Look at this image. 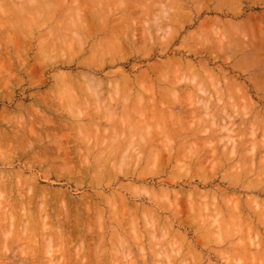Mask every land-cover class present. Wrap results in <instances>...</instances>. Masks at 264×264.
<instances>
[{
  "label": "rangeland",
  "instance_id": "374dc122",
  "mask_svg": "<svg viewBox=\"0 0 264 264\" xmlns=\"http://www.w3.org/2000/svg\"><path fill=\"white\" fill-rule=\"evenodd\" d=\"M0 264H264V0H0Z\"/></svg>",
  "mask_w": 264,
  "mask_h": 264
},
{
  "label": "bare ground",
  "instance_id": "6f19581e",
  "mask_svg": "<svg viewBox=\"0 0 264 264\" xmlns=\"http://www.w3.org/2000/svg\"><path fill=\"white\" fill-rule=\"evenodd\" d=\"M185 4V3H184ZM145 6V5H144ZM169 8V7H168ZM69 12V11H68ZM188 16V15H187ZM114 20V19H113ZM125 21H126V19H125ZM229 22V21H228ZM83 23V22H82ZM93 24V23H92ZM99 24V23H98ZM75 28V27H74ZM70 34V33H69ZM70 36V35H69ZM134 37V36H133ZM229 37V36H228ZM117 38V37H116ZM255 38V37H254ZM260 38V37H259ZM234 40V39H233ZM257 40V39H256ZM121 41V40H120ZM231 41H232V39H231ZM120 43V42H119ZM231 43V42H230ZM58 46V45H57ZM83 49V48H82ZM81 50V49H80ZM96 51V50H95ZM44 53V52H43ZM103 57V56H102ZM121 60V59H120ZM238 64V63H237ZM167 67V66H166ZM163 69V68H162ZM192 69V68H191ZM82 73V72H81ZM165 73V72H164ZM69 75V74H68ZM163 76V75H162ZM126 77V76H125ZM149 78V77H148ZM158 79V78H157ZM190 80V79H189ZM61 82V81H60ZM93 84H94V82H92ZM116 84V83H115ZM129 84V83H128ZM141 84V83H140ZM138 85V84H137ZM88 86V85H87ZM88 88H89V86H88ZM100 88V87H99ZM151 88V87H150ZM154 88V87H153ZM81 89V88H80ZM118 91V90H117ZM161 93V92H160ZM152 96H153V94H152ZM162 97V96H161ZM175 97V96H174ZM97 98V97H96ZM148 98V97H147ZM162 102V101H161ZM178 102V101H177ZM90 103V102H89ZM179 104V103H178ZM22 106V105H21ZM171 119V118H170ZM125 122V121H124ZM175 123V122H174ZM176 124V123H175ZM179 125V124H178ZM179 128V127H178ZM227 128V127H226ZM19 129V128H18ZM225 129V128H224ZM253 145V144H252ZM146 147V146H145ZM204 147H206V146H204ZM172 148V147H171ZM50 149V148H49ZM173 149V148H172ZM195 151V150H194ZM190 154V153H189ZM39 156V155H38ZM167 156V155H166ZM189 156V155H188ZM212 157V156H211ZM233 158V157H232ZM139 159V158H138ZM190 159V158H189ZM204 159V158H203ZM209 159V158H208ZM190 161V160H189ZM202 161V160H201ZM148 162V161H147ZM168 162V161H167ZM196 162V161H195ZM186 163V162H185ZM200 163V162H199ZM220 163V162H219ZM139 164V163H138ZM196 165V164H195ZM215 165V164H214ZM202 167V166H201ZM134 168V167H133ZM127 169V168H126ZM199 170V169H198ZM203 171V170H202ZM49 172V171H48ZM148 172V171H147ZM209 172H210V170H209ZM198 174V173H197ZM194 177V176H193ZM200 177V176H199ZM206 180V179H205ZM11 189V188H10ZM30 189V188H29ZM187 190V189H186ZM144 191V190H143ZM190 191V190H189ZM201 191V190H200ZM202 192V191H201ZM204 192V191H203ZM42 193H44V192H42ZM227 193V192H226ZM33 194V193H32ZM202 194H204V193H202ZM148 195V194H147ZM207 195V194H206ZM205 195V196H206ZM230 195V194H229ZM199 196V195H198ZM236 196V195H235ZM43 197H45V196H43ZM234 197V196H233ZM231 200V199H230ZM237 200V199H236ZM239 200V199H238ZM24 201V200H23ZM29 201V200H28ZM192 201V200H191ZM232 201V200H231ZM206 202H207V200H206ZM214 203V202H213ZM225 203V202H224ZM240 203V202H239ZM257 203V202H256ZM168 204V203H167ZM216 204V203H215ZM235 204V203H234ZM217 207V206H216ZM193 208V207H192ZM116 209V208H115ZM213 209V208H212ZM220 209V208H219ZM228 209V208H227ZM238 209V208H237ZM236 210V209H235ZM252 210V209H251ZM193 211V210H192ZM119 213V212H118ZM220 213V212H219ZM236 213H238V212H236ZM241 213V212H240ZM177 214V213H176ZM214 214V213H213ZM221 214V213H220ZM229 214H231V213H229ZM198 215V214H197ZM67 217V216H66ZM155 217V216H154ZM231 217H232V215H231ZM223 218V217H222ZM233 218V217H232ZM197 220V219H196ZM195 221V220H194ZM202 222V221H201ZM236 222V221H235ZM216 223V222H215ZM239 223V222H238ZM153 224V223H152ZM172 224V223H171ZM219 224V223H218ZM192 226V225H191ZM246 226V225H245ZM172 227V226H171ZM199 227V226H198ZM202 228V227H201ZM154 229V228H153ZM210 229V228H209ZM238 229V228H237ZM249 229V228H248ZM248 229H246V230H248ZM238 231V230H237ZM164 233V232H163ZM246 233V232H245ZM180 237V236H179Z\"/></svg>",
  "mask_w": 264,
  "mask_h": 264
}]
</instances>
